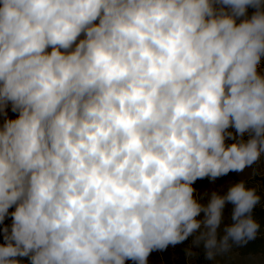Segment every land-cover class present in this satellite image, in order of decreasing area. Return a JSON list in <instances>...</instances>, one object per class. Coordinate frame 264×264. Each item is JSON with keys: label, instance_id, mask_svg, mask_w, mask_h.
Returning a JSON list of instances; mask_svg holds the SVG:
<instances>
[{"label": "clouds", "instance_id": "9594fccd", "mask_svg": "<svg viewBox=\"0 0 264 264\" xmlns=\"http://www.w3.org/2000/svg\"><path fill=\"white\" fill-rule=\"evenodd\" d=\"M262 58L264 0H0V264L254 239V188L193 184L264 154Z\"/></svg>", "mask_w": 264, "mask_h": 264}, {"label": "rangeland", "instance_id": "374dc122", "mask_svg": "<svg viewBox=\"0 0 264 264\" xmlns=\"http://www.w3.org/2000/svg\"><path fill=\"white\" fill-rule=\"evenodd\" d=\"M230 131H234V129H230ZM244 139L247 140L246 136ZM232 142L233 141L231 140L228 141V143ZM241 180L245 182L246 187L254 188L257 195L260 197L259 202L255 206L264 205V162L259 160L252 166L246 167L242 172H231L227 176L217 178L215 181L208 178L198 179L193 187L196 189L197 198H199L202 203L206 204L213 191L223 195L231 185ZM233 209V204L227 203L225 205L221 224L217 229L218 241L223 238L220 236L221 232H223L231 223ZM198 219H203V213H201ZM203 230L202 227L197 232L200 233ZM166 251V249L153 251L148 257L147 264H183L180 259L174 256L168 259ZM208 262L209 263L201 262L198 255L191 251L190 254L188 253L184 264H264V255H243L235 247L230 245L226 251L217 252ZM126 264H134V262L129 260L126 261Z\"/></svg>", "mask_w": 264, "mask_h": 264}, {"label": "trees", "instance_id": "16d2710c", "mask_svg": "<svg viewBox=\"0 0 264 264\" xmlns=\"http://www.w3.org/2000/svg\"><path fill=\"white\" fill-rule=\"evenodd\" d=\"M251 15L253 9H249ZM9 116L15 118L14 113L9 110ZM0 122L2 123V117H0ZM198 181V180H197ZM196 181V182H197ZM195 182V183H196ZM193 184V186L195 185ZM14 209H10L9 211H13ZM251 216L253 219L258 223L259 228L257 230L256 236L254 239L246 240V242L237 243L233 240H229V244L235 247L241 254L243 255H250V254H263L264 255V205L254 206ZM234 223L233 219L231 218V226ZM11 224V217L7 218L3 224H0V244L4 243L3 240V227L5 225ZM199 232L194 233L193 235L189 236L184 242L177 244L175 246H169L166 250V256L170 259L172 256L180 259L183 264L185 263V259L190 252L197 254L201 262L209 263V258L207 256V249L204 247V242L200 241L196 243V237L199 236ZM225 235V230L221 232L220 236ZM24 264H28L27 258H23Z\"/></svg>", "mask_w": 264, "mask_h": 264}, {"label": "built area", "instance_id": "2783aa9c", "mask_svg": "<svg viewBox=\"0 0 264 264\" xmlns=\"http://www.w3.org/2000/svg\"><path fill=\"white\" fill-rule=\"evenodd\" d=\"M261 71L264 72V58H262V61H261ZM246 138L248 139V135L245 134ZM259 161L261 162H264V154L261 155Z\"/></svg>", "mask_w": 264, "mask_h": 264}]
</instances>
